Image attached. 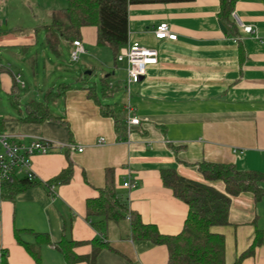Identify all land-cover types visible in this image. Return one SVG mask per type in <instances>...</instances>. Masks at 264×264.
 I'll return each instance as SVG.
<instances>
[{"label": "crops", "instance_id": "1", "mask_svg": "<svg viewBox=\"0 0 264 264\" xmlns=\"http://www.w3.org/2000/svg\"><path fill=\"white\" fill-rule=\"evenodd\" d=\"M67 6V0H0V54L14 53L23 69L29 54L43 44L56 56L62 43L72 50L61 37L56 51L47 42L46 26ZM220 12V0L131 5L128 43L157 49L159 62L147 68L130 97L123 91V104H104L96 87L90 98L91 86L82 78L76 85H61L59 92L49 91L43 102L22 104L19 87L26 84L9 60L4 63L0 58V89L17 112L0 105V131L23 143L39 136L74 146L33 156L37 184L14 200L0 201V264L5 257L8 264H70L58 250L63 240L80 242L71 246L79 256L91 254L92 242L99 241L103 247L95 264H168L165 246L129 238L128 219L102 223L100 230L92 226L87 201L99 197L108 170L124 208L166 236L181 232L189 207L164 187L163 170L174 169L203 183L208 182L198 168L202 162L264 174V0H236L231 16L253 26L257 38L237 24L240 36L228 35ZM161 23L171 26L177 41L155 38ZM81 38L83 44L114 51L97 45L96 27L83 28ZM114 66L126 73V62L115 59ZM123 83L117 79L110 88L118 92ZM100 86L103 100L109 98L101 82ZM61 101L64 110H59ZM108 105L127 113L128 119L140 120L130 132L127 127L124 139L116 132L114 119L102 114V106ZM40 116L44 117L37 119ZM100 138L106 139L105 145H98ZM69 165L73 168L69 183L54 184L52 190L51 181ZM128 181L136 187L124 188ZM214 185L224 192L223 183ZM229 220V225L212 228L225 238L226 264H235L256 238L260 244L254 254L240 264H264V197L256 200L252 192H245L232 198ZM21 242L36 245L39 257Z\"/></svg>", "mask_w": 264, "mask_h": 264}, {"label": "trees", "instance_id": "2", "mask_svg": "<svg viewBox=\"0 0 264 264\" xmlns=\"http://www.w3.org/2000/svg\"><path fill=\"white\" fill-rule=\"evenodd\" d=\"M67 1V8L59 12L54 21L46 26L48 44L56 51L60 37L70 44L76 40L82 41V29L93 26L98 29L97 45L113 48L117 62L121 48L126 46L129 41V7L131 5L187 3L194 0ZM235 2L236 0H220V18L227 29V34L239 37L238 26L231 19ZM106 81V77L100 80L105 87L106 95H108L110 86ZM88 91L89 97L94 99L95 87L88 88ZM36 106L43 108L42 104H36ZM102 114L114 119L116 132L121 139H124L128 133L127 113L122 112L119 108L112 109L108 105L102 106ZM42 117L37 119H42ZM198 168L208 183L184 178L174 169L162 171L164 187L171 190L174 197L189 207L184 227L175 236L163 235L156 226L145 225L138 214L129 212L124 208L118 198L112 179V170L107 171L106 185L99 191V197L87 201L88 219L91 220L92 226L99 230L102 223H119L128 219L129 238L150 241L157 246H165L169 254L168 264H226L225 238L220 234L213 233L212 228L230 224L229 212L232 198L245 192H252L256 200L264 197V174L240 171L233 165L210 162H202ZM72 175L73 168L69 165L51 181L50 187L54 184L59 186L69 183ZM216 182L224 184V192H221L214 185ZM35 184H37L36 181L29 182L23 178L15 184L3 185L0 201L14 200L20 192ZM95 218L102 220L95 222ZM92 243L95 246L92 253L87 256H79L73 253L71 246L81 244L73 240H63L58 246V250L64 254L70 264L77 262L95 264L103 246L97 240ZM21 244L30 254L36 258L39 257L40 252L36 245L29 244L27 246L24 242ZM259 244L260 240L256 238L250 249L242 254L235 264H240L247 256L254 254L255 247ZM1 264H8L6 257Z\"/></svg>", "mask_w": 264, "mask_h": 264}, {"label": "rangeland", "instance_id": "3", "mask_svg": "<svg viewBox=\"0 0 264 264\" xmlns=\"http://www.w3.org/2000/svg\"><path fill=\"white\" fill-rule=\"evenodd\" d=\"M84 45L86 53L80 56L78 62H72V50L68 43L61 44L60 56L54 55L43 44V46L37 48V51L29 54V61L26 62L23 69L18 65V56L14 53H8L6 56L0 54L2 61L6 63V59H8L14 67V71L22 76V80L26 84L24 89L19 87L21 103L25 104L32 100L43 102L44 95L49 91L59 92L61 85H76L79 82L78 80L82 78L83 82L86 83L84 85L97 88V95L104 104L108 102L123 104L125 96L123 91L125 90V83L128 77L127 72L125 73L114 66L115 52L110 48H99L90 43H85ZM106 76H108L107 84L109 86L117 79H121L124 83L123 88L118 92H113L114 90L110 88V96L105 101L101 95L100 80ZM83 82L79 84L83 85ZM0 105H2L4 110L12 111L14 109L9 100V95L2 89H0ZM58 105L59 110H64L62 101ZM50 107L54 113L60 114L59 110H55V104H51ZM14 113H17L15 109Z\"/></svg>", "mask_w": 264, "mask_h": 264}, {"label": "built area", "instance_id": "4", "mask_svg": "<svg viewBox=\"0 0 264 264\" xmlns=\"http://www.w3.org/2000/svg\"><path fill=\"white\" fill-rule=\"evenodd\" d=\"M236 24L241 30L249 35L257 38L256 30L253 26L243 24L233 14ZM154 36L160 41H177L178 36L173 33L171 26L167 23H161L154 30ZM86 53L85 46L82 41L76 40L72 43L71 61L78 62L81 55ZM118 62L127 63V82L125 83V91L130 97L133 85L141 82L142 77L146 74L147 68L157 65L159 62V52L155 48L146 47L139 42H129L127 47L123 49L117 58ZM139 118L128 119V132L131 126L139 125ZM19 140L24 136H19ZM106 144L105 138L98 140V145ZM61 148H74L73 145H65L55 141L45 139L43 137H31L28 143L16 141L14 136L8 135L0 131V186L15 184L19 179L25 178L29 182L37 180L32 169V157L35 155H46ZM79 152L83 149L79 148ZM136 184L129 181L124 184V188H135ZM54 190L53 185L51 186Z\"/></svg>", "mask_w": 264, "mask_h": 264}]
</instances>
